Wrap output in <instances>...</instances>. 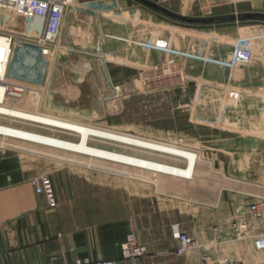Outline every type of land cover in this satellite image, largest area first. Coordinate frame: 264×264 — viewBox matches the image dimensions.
Wrapping results in <instances>:
<instances>
[{"label":"crops","instance_id":"obj_1","mask_svg":"<svg viewBox=\"0 0 264 264\" xmlns=\"http://www.w3.org/2000/svg\"><path fill=\"white\" fill-rule=\"evenodd\" d=\"M132 8L127 9L123 0H73L46 62L50 66L48 73L42 72L40 67L45 62L35 54H20L12 59L10 78L37 88L38 93L37 97L27 93L20 100H6L5 104L29 114L57 118L61 124L6 116H0V123L53 136L61 143L48 148L23 139H0V264H73L77 258L115 264H215L228 258L227 264H264V249L254 247L251 237L254 231L250 227L255 224L257 232L260 231V222L249 217V206L254 203L264 217V54L245 66L242 81L252 88L248 90L252 96L242 97L236 106L229 104L221 110H209L216 115L217 124H224L225 115L230 114V127L234 131L229 136V146L225 148L227 144L220 143L224 148L214 156V164L219 167L214 168L212 180L208 177L211 171L201 169V162L194 163L191 179L174 178L164 174L183 177L187 172L181 173L165 163L90 146L88 140L93 135L142 149L187 155L189 172L194 156L183 149L65 120L74 117L72 107L79 105L85 81L94 76V65L108 69L113 64L136 72L158 63L159 50L147 45L154 42L155 33L151 29L157 23L144 20L141 11ZM7 16L13 19L9 24L14 28L7 26L9 29L24 30L25 19L21 17V24L16 26L19 17ZM203 33L207 32L200 34ZM218 41L215 36L199 35L198 43H206L212 53L182 52V61L198 63L201 83L215 86L229 81L228 67L217 61H228L232 47L230 41L223 46ZM217 102L214 99L216 108ZM242 118L246 119L245 125L240 122ZM56 127L78 133L79 140L56 137L52 132ZM219 128L225 129L222 125ZM50 148L164 174L99 169L77 156ZM41 174L52 179L57 199L54 208L47 206L44 197L36 194L28 181ZM210 184H213L212 198L207 196V191L211 193ZM143 189H149V194ZM111 192L121 199L110 202ZM146 200L151 205L143 210L142 202ZM111 209H117L116 218L111 217ZM234 224L243 234L242 239L235 238ZM174 225L183 232L197 234L204 246L193 254L176 255ZM132 232L149 253L123 259L121 243Z\"/></svg>","mask_w":264,"mask_h":264},{"label":"rangeland","instance_id":"obj_2","mask_svg":"<svg viewBox=\"0 0 264 264\" xmlns=\"http://www.w3.org/2000/svg\"><path fill=\"white\" fill-rule=\"evenodd\" d=\"M123 1L126 2L127 9H131V6L134 10L139 9L141 15L146 17H142L144 20L152 19V23L156 22V27L151 29L155 33V37L151 36L153 41L165 43L175 52L159 50L156 65L143 66L138 68L136 72H130L126 68H121L122 66H114L113 64L108 69L103 65H94L92 73L94 76L90 79L87 78L88 80L85 81L86 88L81 98H79V105L72 107V111L75 112L74 117L65 120L97 128L98 130L130 135L131 137L189 151L196 156L195 165L197 162H201L203 167L201 169L211 171V175H208V177L212 180L214 168L219 167L214 164V156L220 149L224 148L220 143L227 144L225 148L229 146V136L233 135L234 131L232 132L230 127L232 119L230 114L225 115L224 124H217L216 115L214 116V113L210 111L214 109L221 110L224 105L229 104L236 106L242 97L250 98L252 96L251 92L248 91L252 88L248 87V84L243 83L242 80L245 77V66L252 65L264 54V21H239L194 26L179 23L160 15L136 0ZM150 1L171 11L192 17L228 15L247 11L264 13V0ZM121 4L123 5V3ZM3 22L4 17L0 15V23ZM7 26L14 28L9 23H7ZM203 31L207 32L206 34L203 33L207 37H218L219 41L217 43L220 46L229 45L227 41H230L232 51L237 42L247 46L252 51L253 60L248 64H237L232 70L228 68L230 76L226 84H214L215 86H213V84L199 82L198 63L190 60H188V63L187 60L182 61L181 58H183L182 52L185 50H195V53L201 55L212 53L208 50L206 43H198V37L199 35L203 37V34H200ZM236 32L238 36L235 37L233 34ZM167 60H172L175 64L168 65ZM40 68L44 69L43 73H48L50 70L48 63ZM115 85H119L121 88L118 93L113 90ZM100 94H104L103 97H100ZM210 95L218 101L217 108L214 99ZM217 115L220 116V113ZM245 120L242 118L240 122L245 125ZM221 125L225 129L219 128ZM52 132L58 138L70 141L79 140V134L76 132L57 128H52ZM244 133L246 132L244 131ZM244 133L243 135H245ZM0 139L11 140L1 135ZM88 144L181 168L187 165V160L180 156L142 149L97 138L93 135L89 138ZM50 149L59 153L77 156L83 159L84 162L86 161L87 164L99 169L126 173L164 174L82 153L57 148ZM203 157L205 162L200 161ZM164 175L191 179L193 171L188 177ZM209 187L211 193L207 191V196L210 195L212 198L213 184H210ZM143 190L148 194L150 192L149 189ZM119 199L121 197L117 193H110V202H117ZM142 203L143 210H147L151 205L150 201L147 200ZM117 213V209H111L112 218H116ZM133 234L138 238L135 233ZM191 235L199 240L197 234Z\"/></svg>","mask_w":264,"mask_h":264},{"label":"built area","instance_id":"obj_3","mask_svg":"<svg viewBox=\"0 0 264 264\" xmlns=\"http://www.w3.org/2000/svg\"><path fill=\"white\" fill-rule=\"evenodd\" d=\"M72 4L73 0H0V15L4 17V22L0 23V86L3 89V97L0 101V106L8 108L9 110H12V112L19 111L7 106L5 104L6 100H20L27 93H31L34 97H37V88L25 83L15 82L10 78L9 65L11 64L12 59H15L16 56L20 54H35L38 57H42L46 63L60 36L67 8ZM11 14L19 17V21H16L15 25L21 24V17L25 19L24 30L14 31L7 27V23H10L13 20H9L7 16H11ZM147 45L158 50L171 53L175 52L172 51L167 44L158 41L147 43ZM252 60V51L250 48L237 42L234 45L230 59L228 61L219 60L217 62L232 70L235 65L248 64ZM173 63L172 60H167L168 65ZM43 70L44 69H42V71ZM120 89L119 85L113 86L115 93H118ZM18 113L20 115L0 112V116L38 122L32 118L23 116L26 114L29 115L27 112L20 111ZM5 126L11 127L9 129L16 131L14 132V135H9L7 137L23 139L50 146L34 139L19 137L18 133L23 132L22 129L0 123V128H4ZM25 131L26 130H24V132ZM26 133L40 136L39 133L35 132L28 131ZM28 181L33 187L35 193L44 197L48 207L54 208L57 206L53 182L49 175H35L30 177ZM249 217L253 221L260 222V231L258 232L256 229L257 226L255 224H250L251 229L254 231L251 235L253 245L256 249H264V217L258 204L254 203L249 206ZM233 226L236 232L235 238L242 239L243 234L240 232V229L235 224ZM172 235L177 242L174 249L176 255L182 256L185 254H193L204 246L193 235L181 231L178 225L172 227ZM148 253L149 250L147 246L140 243L133 233H128L125 240L121 243V257L123 259H136L144 257ZM229 262L230 260L228 258H223L218 260L215 264H227ZM73 264H115V262L93 261L90 259L77 258L74 260Z\"/></svg>","mask_w":264,"mask_h":264},{"label":"water","instance_id":"obj_4","mask_svg":"<svg viewBox=\"0 0 264 264\" xmlns=\"http://www.w3.org/2000/svg\"><path fill=\"white\" fill-rule=\"evenodd\" d=\"M139 3L149 7L150 9L158 12L169 19L177 21L179 23L194 25V26H206L215 25L226 22H239V21H264L263 12L247 11L242 13L228 14V15H218L209 17H192L179 14L177 12L171 11L155 2L150 0H136Z\"/></svg>","mask_w":264,"mask_h":264},{"label":"bare ground","instance_id":"obj_5","mask_svg":"<svg viewBox=\"0 0 264 264\" xmlns=\"http://www.w3.org/2000/svg\"><path fill=\"white\" fill-rule=\"evenodd\" d=\"M2 97H3V89H2V87L0 86V101L2 100ZM0 112H2V113H7V114H9V113H12V114H17V115H20L18 112H20V111H14V112H12V110H9L8 108H6V107H3V106H0ZM23 116H26V117H28V118H32V119H34V120H36V121H38V122H42V124H44V123H50V124H61V122H58L56 119L57 118H51V117H46V116H41V115H36V114H26V115H23ZM59 120H61V119H59ZM63 121H65V120H63ZM45 125H48V124H45ZM49 126H51V125H49ZM54 127V126H53ZM86 127H88V126H86ZM56 128H59V127H56ZM60 129H65V130H69V129H66V128H60ZM97 129V128H96ZM101 130V129H100ZM103 131H106V130H103ZM3 132H5V133H3ZM14 132H16V131H14L13 129H9V127H4V128H0V134L1 135H5V136H9V135H14ZM26 132H28V131H25L24 132V130H23V132H19L18 133V135H19V137H22V138H27V139H34V140H36V141H40V142H42V143H45V144H48V145H58V144H60L61 142L60 141H58V140H56V139H54V138H51V137H53V136H50V137H46V135H43V134H40V136H34V135H31V134H29V133H26ZM119 134V133H118ZM122 135H124V134H122ZM127 136H130V135H127ZM56 138V137H55ZM97 138H101V137H97ZM103 139V138H102ZM70 141V140H69ZM73 142V141H72ZM156 143V142H155ZM161 144V143H160ZM172 147H174V146H172ZM188 153H191V152H189V151H187ZM194 157H193V162H192V164H191V169H190V171L188 172V169H189V167H190V159H189V157L187 156V155H182V156H180V157H183V158H185L186 160H187V167L186 168H181V167H177V166H173V165H169V164H166V165H168V167H176L177 169H179L180 171H181V173H185V172H187L186 174H184V176L183 177H187V176H189L190 174H191V172H192V168H193V165H194V163H195V159H196V156L193 154V153H191ZM91 156V155H90ZM94 157V156H93Z\"/></svg>","mask_w":264,"mask_h":264}]
</instances>
